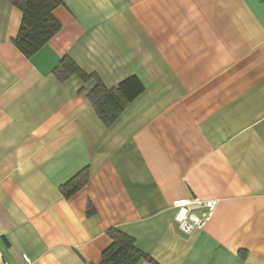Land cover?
Listing matches in <instances>:
<instances>
[{
	"label": "crops",
	"instance_id": "obj_1",
	"mask_svg": "<svg viewBox=\"0 0 264 264\" xmlns=\"http://www.w3.org/2000/svg\"><path fill=\"white\" fill-rule=\"evenodd\" d=\"M60 1L26 58L0 0V260L99 264L115 228L140 264H264V0ZM131 77L105 124L88 93ZM175 202L214 206L184 232Z\"/></svg>",
	"mask_w": 264,
	"mask_h": 264
},
{
	"label": "trees",
	"instance_id": "obj_2",
	"mask_svg": "<svg viewBox=\"0 0 264 264\" xmlns=\"http://www.w3.org/2000/svg\"><path fill=\"white\" fill-rule=\"evenodd\" d=\"M21 11L22 18L18 33L12 40L14 46L26 58H30L42 48L60 29V23L53 16L54 9L61 3L60 0H7ZM58 77H65L82 71L69 59H63L55 70ZM139 81L128 78L117 87L107 89L101 82L88 93L99 117L105 124H112L122 113L128 103L141 91ZM88 179L86 169L62 186L65 197H70L79 190ZM107 235L111 239L110 245L102 252L99 264H140L149 257L138 249L133 238L121 231L110 228Z\"/></svg>",
	"mask_w": 264,
	"mask_h": 264
},
{
	"label": "built area",
	"instance_id": "obj_3",
	"mask_svg": "<svg viewBox=\"0 0 264 264\" xmlns=\"http://www.w3.org/2000/svg\"><path fill=\"white\" fill-rule=\"evenodd\" d=\"M175 206L178 207V213L176 219L179 223V227L184 232H190L195 228H201L205 221L210 216V213L213 209L214 204L212 202H208L205 207L206 211L201 212L198 216L194 210L199 209L201 206L199 203L186 204L183 202H175ZM186 206V207H185ZM27 261H29L26 258ZM0 264H8L5 260H0Z\"/></svg>",
	"mask_w": 264,
	"mask_h": 264
}]
</instances>
